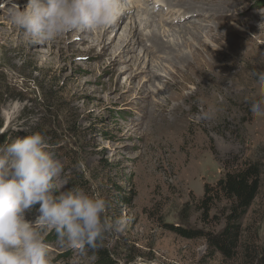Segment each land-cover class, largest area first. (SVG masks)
<instances>
[{
  "label": "rangeland",
  "instance_id": "1",
  "mask_svg": "<svg viewBox=\"0 0 264 264\" xmlns=\"http://www.w3.org/2000/svg\"><path fill=\"white\" fill-rule=\"evenodd\" d=\"M12 2L23 7L27 0H0V144L42 132L63 165L54 181L57 194L79 185L107 198L108 215L123 221L122 229L105 240L116 264H263L264 117L255 116L250 104L264 99L253 74L264 70V0L227 1L231 10L217 17L225 19L221 24L206 16L209 23L202 25H212V30L203 28L202 38L224 57L227 66L213 70L227 77L232 93L225 108L210 111V119L199 105L188 112L186 123L171 111L175 104L184 105L179 96L198 91V86L181 79L182 71L149 39L147 46L154 50L147 58L145 44L131 49L133 45L119 41L132 13L116 29L68 31L53 41L34 43L11 23L4 5ZM142 8L133 10L144 19L139 29L149 32L147 24L163 23L154 21L152 2ZM155 28L164 40L182 41L174 27ZM218 32L222 37L217 41ZM191 45H197L195 39ZM181 49L188 54L191 47ZM206 59L214 60L208 54ZM180 79L185 87L177 96L169 86ZM170 95L175 99L165 112L151 111L155 103L166 105ZM198 98L205 96L199 93ZM81 159L87 178L77 170ZM254 162L261 165V186L243 220L248 255L228 261L219 252L210 253L205 238L175 233L171 226L219 233L230 204L208 193L215 200L204 224L198 203L205 186H215L227 171ZM39 208L33 205L26 218L35 220ZM41 235L53 264H96L91 250L82 254L59 246L54 229L41 228Z\"/></svg>",
  "mask_w": 264,
  "mask_h": 264
},
{
  "label": "clouds",
  "instance_id": "2",
  "mask_svg": "<svg viewBox=\"0 0 264 264\" xmlns=\"http://www.w3.org/2000/svg\"><path fill=\"white\" fill-rule=\"evenodd\" d=\"M4 6L11 23L34 43L68 31L106 28L122 14V0H27L23 7ZM253 74L264 90V70ZM250 111L264 117V99L252 101ZM211 117V112L204 116ZM62 168L40 131L0 144V264H53L41 228L54 229L59 246L82 254L97 251L122 229L123 221L108 215L109 201L101 192L76 185L57 194L54 181ZM77 170L88 177L83 159ZM36 204L40 215L27 219V210Z\"/></svg>",
  "mask_w": 264,
  "mask_h": 264
},
{
  "label": "bare ground",
  "instance_id": "3",
  "mask_svg": "<svg viewBox=\"0 0 264 264\" xmlns=\"http://www.w3.org/2000/svg\"><path fill=\"white\" fill-rule=\"evenodd\" d=\"M127 1H128L127 5H125L122 2V14L118 18V20L113 25H110L104 29L105 31H107V28L110 27L114 29L121 27V21L125 17H127L128 14L132 13V15L130 16L129 23L125 28H123L122 30L123 32L119 36V41L124 43L128 42V44L133 45L131 49L135 48V45L145 44L144 45L145 52L147 53L146 58L148 56L149 50L152 51L154 50V47L157 46L160 49L161 53L163 52L166 54L167 56L166 58L169 59V63H171L174 66L177 72L182 71L180 73L181 79L187 80L189 82L190 81L194 82V84L198 86L197 89L198 91L192 92L187 96H183V95L179 96L183 100L184 105L179 103L174 105L171 112L173 113L175 112L176 115L178 114V117L181 118L180 122L186 123V120L188 118L187 117L188 112L196 110L199 105H202L204 111L206 112H210L213 109L225 108L226 106L225 100L232 93L231 88L229 86L230 84L228 85L225 84L227 77H224L220 72H216L215 70H213V66L224 67L227 66V64L225 63V59L221 55V53H218L217 51L215 52V50L218 48L215 49L214 47L208 46L207 43H205L201 35L202 32L200 31H202L203 28L204 29L212 28L211 27L212 25H209L207 27H204V25H202V23L206 24L208 22L206 20V16L208 14H210V17L217 19L219 15L223 16V14L229 13L231 8L226 4L227 1L229 0H176L175 5L173 3H170L169 0H166V2L172 6V10L166 12L162 9H160L161 11L159 10L157 11V9L153 8L154 10L153 12L155 14L153 16L154 21L156 20V18H159L163 23L157 24L158 22L156 21L157 22L156 24L153 22L149 23V25L147 24L146 28L147 27L150 28L149 32L146 31L144 32L143 29H141V27L139 29L138 26L139 25L142 26V21L144 19L141 17L139 12L133 13V10L136 8L140 9V7H143L144 9H148L149 4L145 5V3L143 2L144 4L141 3L143 5H139V3L136 4V2H134V1L138 2L144 0H134V1L127 0ZM146 1L150 2L151 0H146ZM166 2L165 1L163 2L164 5H167ZM195 15H201L202 19L201 18L196 19L195 17L197 16ZM224 20L225 19L222 18L217 19V21H219L218 22L219 24L224 23L223 22ZM165 25L170 26V28L174 27L175 35L178 34V37L182 40L180 43L173 42L170 38L169 40H164L161 37L160 32L157 31L155 27L158 26L164 27ZM192 31L194 33H191ZM216 34H215L216 40L218 41V39L222 37V34L219 32ZM190 37H193V41L195 39L197 45L195 46L191 45L193 41H191L192 39ZM147 39H149L150 42H152V44L154 45L153 48H150L151 46H147L148 44L146 43ZM182 46L191 47L190 53L188 54L185 53L181 49ZM222 53L225 54L224 52ZM206 54L214 58V60L209 62L206 59ZM203 77L207 78L208 82H203L202 81ZM181 79L180 81L172 83L169 86L171 90L176 92V95L178 92H180L183 89V87H185ZM199 93H202L205 96L204 100H200L198 98ZM173 99H175V97H172V95L167 96L165 98L166 105H160L159 103H155L151 111L160 110L161 112H165L167 110L168 104ZM230 100L231 99H229V101ZM186 105L188 106V108L185 107Z\"/></svg>",
  "mask_w": 264,
  "mask_h": 264
},
{
  "label": "trees",
  "instance_id": "4",
  "mask_svg": "<svg viewBox=\"0 0 264 264\" xmlns=\"http://www.w3.org/2000/svg\"><path fill=\"white\" fill-rule=\"evenodd\" d=\"M260 186L261 165L258 162L246 163L240 169L227 171L215 186H210V184L205 186L204 196L198 203V207L202 211L201 219L206 224L210 219V210L215 200L214 196H210L208 193L213 192L229 202V211L225 215L223 229L219 233H211L202 229L171 227L175 233L188 239L205 238L207 250L210 253L219 252L223 259L234 261L240 257L241 253H246L248 250L243 220L258 195ZM111 254L106 248L105 242L93 253L97 257L96 264H116ZM246 254L248 255V253Z\"/></svg>",
  "mask_w": 264,
  "mask_h": 264
}]
</instances>
